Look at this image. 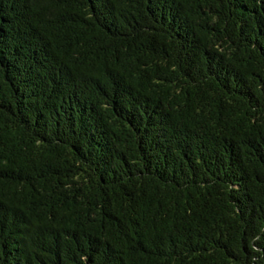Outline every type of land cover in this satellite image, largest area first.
I'll return each mask as SVG.
<instances>
[{"label":"trees","instance_id":"1","mask_svg":"<svg viewBox=\"0 0 264 264\" xmlns=\"http://www.w3.org/2000/svg\"><path fill=\"white\" fill-rule=\"evenodd\" d=\"M0 264H264V0H0Z\"/></svg>","mask_w":264,"mask_h":264}]
</instances>
